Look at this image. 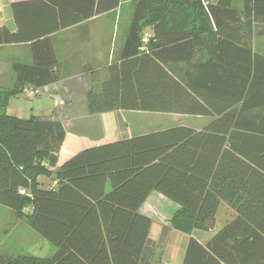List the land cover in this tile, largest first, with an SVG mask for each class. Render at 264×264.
I'll return each instance as SVG.
<instances>
[{
    "label": "trees",
    "instance_id": "16d2710c",
    "mask_svg": "<svg viewBox=\"0 0 264 264\" xmlns=\"http://www.w3.org/2000/svg\"><path fill=\"white\" fill-rule=\"evenodd\" d=\"M121 1L15 3L17 31L0 26V46L28 42L33 58L13 63L12 87H0V205L55 248L48 258L0 254V264H153V221L139 210L154 191L181 207L175 230L206 228L221 202L234 211L210 240L190 238L182 264H264V54L253 47L264 0H136L108 78L86 93L91 116L210 117L200 130L92 147L59 167L63 123L5 112L11 97L60 81L53 34Z\"/></svg>",
    "mask_w": 264,
    "mask_h": 264
},
{
    "label": "crops",
    "instance_id": "0c3cea01",
    "mask_svg": "<svg viewBox=\"0 0 264 264\" xmlns=\"http://www.w3.org/2000/svg\"><path fill=\"white\" fill-rule=\"evenodd\" d=\"M5 1H8L12 10V25H7V19L0 16V26H7L12 31H17L12 5L33 0H0V6ZM120 6L114 11L97 15L52 35L55 51L59 59L61 79L59 82L43 88V90L50 93V96L56 101L55 108L58 105V100L62 97L64 89L69 88L67 85L78 84L83 86V90H85L83 92L82 105L86 115L81 112L83 114L80 118L73 121L76 126L85 124V127L83 126L76 135L74 148L68 145L70 129L66 126L67 120L63 117L58 118L63 123L67 133V138L59 155V167L77 153L92 147L181 126L200 130L212 121L210 117L205 116L182 115L186 118L182 117L181 119L175 118V120H172L173 118L171 117L174 116L170 115L178 114L125 110L92 116L87 115L86 93L88 88L92 86L93 79L98 81L101 77L100 81L103 82L108 78V68L116 60L123 46L126 29L118 41L119 16L115 15ZM44 18L45 16H41L43 25L46 24ZM145 33L151 34L149 29H146ZM254 44L255 42L253 41L254 50L257 53L264 54L258 51ZM32 59L30 43L28 42L0 46V80L3 77H7V82L12 85L14 83V75L11 72L12 64L15 62L31 64ZM97 77L99 78L96 80ZM39 93L40 90H38ZM71 106L72 104H69L67 107ZM50 119L54 118L51 117ZM40 180L45 185L56 187L54 181L52 182L45 177L40 178ZM180 208L178 204L154 191L149 195L139 211L142 215L151 218L154 224L162 220H169ZM163 251L160 257H156L153 264L162 260Z\"/></svg>",
    "mask_w": 264,
    "mask_h": 264
},
{
    "label": "rangeland",
    "instance_id": "374dc122",
    "mask_svg": "<svg viewBox=\"0 0 264 264\" xmlns=\"http://www.w3.org/2000/svg\"><path fill=\"white\" fill-rule=\"evenodd\" d=\"M135 2L136 0H122L120 8L115 14L119 16L117 28L118 41L131 21ZM239 2L241 4V0H237V3ZM1 11V16L8 21L7 25H12V10L8 1L1 3ZM261 32L264 33V23L257 26L256 36L253 40L256 49L264 53V35H259ZM98 78L99 77H97L96 80ZM100 80L101 77L98 81L93 79L92 86L88 89L91 87L99 88L102 83ZM7 81L8 78L3 77L2 80H0V87H12ZM67 87H69V90L64 89L62 97L57 102L58 105L56 108V101L50 96V93L43 89H38L40 90V93L38 95L36 94L37 96H30L31 92L37 90L29 88L26 93L17 97H11L5 106V112L8 115L17 116L22 119H30L33 116H38L42 119H50L51 117L58 119L59 117H63L67 120L66 126L70 129L68 145L74 148L76 145V135L83 126L85 127V124L76 126L75 123H73V121L80 118L84 113L82 104L83 92L85 90H83V86H79L78 84L67 85ZM69 104H72V106L67 107ZM87 115H89L88 112ZM170 116H174L171 117L173 118L172 120H175V118H186L182 115ZM176 213L177 211L173 216ZM173 216L169 220L155 222L151 228V246L155 249L154 261L157 256H161L162 251L164 250L162 260L160 262L157 261L156 264H182L190 238H195L201 242L210 240L225 226L227 222L234 218V211L229 208L225 202H221L215 219L207 224L206 228L188 227V230L173 229L171 225ZM165 237H167V239H165ZM54 253L55 248L35 232L25 219L18 218L10 209L0 205V254L30 255L48 258Z\"/></svg>",
    "mask_w": 264,
    "mask_h": 264
},
{
    "label": "built area",
    "instance_id": "2783aa9c",
    "mask_svg": "<svg viewBox=\"0 0 264 264\" xmlns=\"http://www.w3.org/2000/svg\"><path fill=\"white\" fill-rule=\"evenodd\" d=\"M1 14H2V11H1V6H0V16H1ZM146 41V40H145ZM36 90V89H35ZM26 91H28V89H26L25 90V93H26ZM36 94H38V90L37 91H33V92H31L30 93V96H33V95H36Z\"/></svg>",
    "mask_w": 264,
    "mask_h": 264
}]
</instances>
